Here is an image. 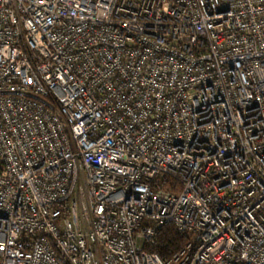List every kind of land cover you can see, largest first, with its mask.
Instances as JSON below:
<instances>
[{"label":"built area","instance_id":"1","mask_svg":"<svg viewBox=\"0 0 264 264\" xmlns=\"http://www.w3.org/2000/svg\"><path fill=\"white\" fill-rule=\"evenodd\" d=\"M0 264H264V0H0Z\"/></svg>","mask_w":264,"mask_h":264},{"label":"trees","instance_id":"2","mask_svg":"<svg viewBox=\"0 0 264 264\" xmlns=\"http://www.w3.org/2000/svg\"><path fill=\"white\" fill-rule=\"evenodd\" d=\"M184 244L185 239L178 234L173 226L169 225L158 232L154 243L148 247V251L157 253L164 260H168Z\"/></svg>","mask_w":264,"mask_h":264}]
</instances>
